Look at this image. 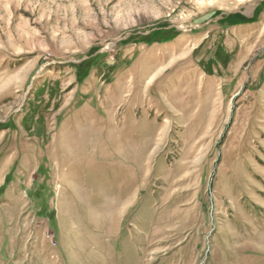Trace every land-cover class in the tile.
I'll list each match as a JSON object with an SVG mask.
<instances>
[{"label": "rangeland", "instance_id": "1", "mask_svg": "<svg viewBox=\"0 0 264 264\" xmlns=\"http://www.w3.org/2000/svg\"><path fill=\"white\" fill-rule=\"evenodd\" d=\"M0 264H264V0H0Z\"/></svg>", "mask_w": 264, "mask_h": 264}, {"label": "crops", "instance_id": "2", "mask_svg": "<svg viewBox=\"0 0 264 264\" xmlns=\"http://www.w3.org/2000/svg\"><path fill=\"white\" fill-rule=\"evenodd\" d=\"M113 248V247H112Z\"/></svg>", "mask_w": 264, "mask_h": 264}]
</instances>
